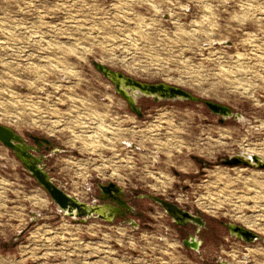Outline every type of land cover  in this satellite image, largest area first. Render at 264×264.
Returning a JSON list of instances; mask_svg holds the SVG:
<instances>
[{"label":"rangeland","instance_id":"1","mask_svg":"<svg viewBox=\"0 0 264 264\" xmlns=\"http://www.w3.org/2000/svg\"><path fill=\"white\" fill-rule=\"evenodd\" d=\"M96 62L200 100L138 95V115ZM0 124L65 192L119 209L66 215L0 142V264H264V167L222 162L264 158V0H0Z\"/></svg>","mask_w":264,"mask_h":264},{"label":"bare ground","instance_id":"2","mask_svg":"<svg viewBox=\"0 0 264 264\" xmlns=\"http://www.w3.org/2000/svg\"><path fill=\"white\" fill-rule=\"evenodd\" d=\"M102 65H104V64H102ZM106 67H108V66L104 65V67H103L105 74L111 75L110 77L113 80H115V82H118L119 87L122 89H125V91H127L128 95L130 96V100H131L132 105L136 104V97L138 95H147V96L152 95V96H155L156 98L162 97L161 94H158L156 89L152 90V87L150 85H147L149 83H154V82L141 81L142 85L137 86V85L133 84V82L129 79L128 75L122 73L121 71L113 70L110 67H108L109 69L115 71V73L110 72L109 70L106 69ZM113 85L115 87L114 83H113ZM179 98H182V96H179ZM227 107L229 109H226L223 112H221L222 116L226 117V116H230L232 114L238 116V114L236 112H233L229 106H227ZM0 130L4 131L2 129H0ZM21 145L25 146L24 143H22ZM17 147H19V148H17V151L19 152V154L23 155V153H24L23 146L17 145ZM56 148H59V147H56ZM23 160L29 166L30 169H32L34 167L32 162L27 157H24ZM226 160L230 161V162L238 160L239 162H241L244 165H251V166L252 165L258 166L261 164L264 165V158H262L259 155H255V154L253 155L252 153L240 154L239 156H237V154L232 155V156L227 157ZM52 182L54 183V181H52ZM100 189L102 190L103 195L106 196L107 198H113V196H115V191H114L115 189H114L112 182L101 183ZM162 203H163L164 209L168 213L171 214L172 218L177 223L183 224L186 221L201 222L197 215L192 214L191 212H189L187 210H183V209L173 205L172 203H168V202L167 203L162 202ZM57 207L60 208L61 210H63L65 212V214L68 216H72V217H76V216H80V215H85L87 217L96 216L97 218L108 221V222H112L114 220L116 214L119 213L118 207L112 203L108 202V203H102V204H99V203L90 204L86 201L79 200L76 196L71 195L67 192H65V194H61V199L57 201ZM228 227H229L230 232H232L234 235L241 238L242 240H246L247 242L254 241L255 238H258L257 234H255L254 232H252L251 230H249L245 227H242V226H239L236 224H230V226L228 224ZM192 243H193L194 247L198 246V242L196 239H194L192 241Z\"/></svg>","mask_w":264,"mask_h":264},{"label":"water","instance_id":"3","mask_svg":"<svg viewBox=\"0 0 264 264\" xmlns=\"http://www.w3.org/2000/svg\"><path fill=\"white\" fill-rule=\"evenodd\" d=\"M94 64H95L96 68L104 76L108 77L115 84V90L122 97H124L127 100V102L130 104L131 109L136 114L141 115L142 113H141L140 108L137 107L136 104L132 105L131 100H130V96L128 95L127 91H125V89L120 88L118 82H115V80H113L110 77L111 75L105 74V71L103 70L104 65H102V63H98V62H96ZM106 69L109 70L110 72H114L115 73V71L109 69L108 67H106ZM129 79L133 82V84H135L137 86L142 85V82L140 80H138V79H135V78H133L131 76H129ZM147 85H150L152 87V90L156 89L158 94L162 95V97H160V98H179V96H182V99H187V100H191V101H199L200 100L198 97L192 95L189 91H187V90H185V89H183V88H181L179 86L170 85V84H167V83L165 84V82H155V83H149ZM145 96H147V95H145ZM150 96H152V95H150ZM152 97L156 98L155 96H152ZM202 102L207 106V108L210 111H212L213 113H216V114H220L221 115V112H223L226 109H229L226 105L218 103V102H215V101H212V100L204 99V100H202ZM230 116H234V115L232 114ZM0 129L4 130V131L0 130V142H2L4 145H6L7 147L11 148L12 150H14L16 152V155L18 156V158H20V160L22 161V163L24 164V166L28 170V172L46 190V192L48 193V195L50 196L52 201L57 205V201L61 199V194H65V192H64V190L62 188H60L58 185H56V184H54L52 182L53 179L48 175V173L44 169V166L41 164V159L39 157H37V156H34L30 152L28 146L25 144L23 139L13 129H11L8 126L2 125V124H0ZM37 140L39 141V139H37ZM22 143H24L25 146L21 145ZM16 144L20 145V146H23V151H24L23 155H20L19 152L17 151V148H19V147H17ZM24 157H27L32 162V164L34 166L32 169H30L29 166L25 163V161L23 160ZM222 162L225 163V164H242L238 160L230 162V161H227L225 159ZM258 167H264V165L261 164V165H258ZM112 184H113L114 189H115L114 190L115 191V196H113L112 199L116 200L119 203L124 204L123 200L119 197V194L121 192L120 188L116 184H114L113 182H112ZM157 200H159V202H160V204L162 206H163L162 202L171 203V202L163 200L161 198H157ZM173 205H175V204H173ZM175 206H177V205H175ZM163 208H164V206H163ZM168 214L171 216L170 213H168ZM80 216H84V215H80ZM199 219H200V217H199ZM200 221H201L200 224H203L202 219H200ZM258 238H259V236H258ZM244 241H246V240H244Z\"/></svg>","mask_w":264,"mask_h":264},{"label":"flooded vegetation","instance_id":"4","mask_svg":"<svg viewBox=\"0 0 264 264\" xmlns=\"http://www.w3.org/2000/svg\"><path fill=\"white\" fill-rule=\"evenodd\" d=\"M188 221H186L185 223H187ZM196 223H200V222H197V221H195ZM185 223H183V224H185ZM181 224V223H180ZM186 243L188 244V242H187V239H186ZM191 243V242H190ZM189 245V244H188Z\"/></svg>","mask_w":264,"mask_h":264}]
</instances>
